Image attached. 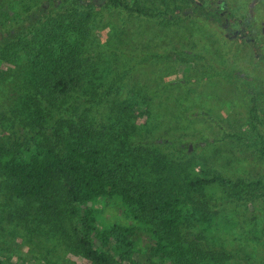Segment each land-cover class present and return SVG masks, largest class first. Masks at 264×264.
I'll use <instances>...</instances> for the list:
<instances>
[{
  "label": "rangeland",
  "instance_id": "obj_1",
  "mask_svg": "<svg viewBox=\"0 0 264 264\" xmlns=\"http://www.w3.org/2000/svg\"><path fill=\"white\" fill-rule=\"evenodd\" d=\"M87 1L0 0V50L15 42L20 46L0 59L1 138L9 136L12 123L18 130L31 128L21 102L29 106L25 88L33 77L21 53L33 27L45 16L83 10ZM93 1L84 51L88 68L81 89L67 99L73 111L60 114L75 119L85 111L93 117V142L110 143L133 176H145L133 179L155 182L151 165L158 155L170 163L192 158L232 181L264 182V0H121L131 11ZM246 17L249 35L231 37ZM123 101L133 103L124 112L130 118L124 126L129 143L116 136L117 126L109 127L120 118ZM114 160L110 154L105 161L111 168ZM229 192L216 189L208 211L228 214L235 229L220 230L208 247L224 251L228 264H264V188ZM23 209L0 178L4 264H91L75 251L68 224L36 219L33 209ZM99 220L126 224L111 203L101 208ZM137 248L144 252L139 241Z\"/></svg>",
  "mask_w": 264,
  "mask_h": 264
},
{
  "label": "trees",
  "instance_id": "obj_2",
  "mask_svg": "<svg viewBox=\"0 0 264 264\" xmlns=\"http://www.w3.org/2000/svg\"><path fill=\"white\" fill-rule=\"evenodd\" d=\"M93 2L88 0L83 10L32 20L33 25L36 20L41 23L33 27L21 53L25 71L33 77L25 88L30 93L29 106L21 102L23 111L30 112L31 128L18 130L19 125L12 123L9 136L0 135V178L5 192L25 209H33L36 219L68 224L75 251L91 264H228L224 251L208 247L213 245L209 240L221 231L234 230L235 224L222 211H208V202L218 188L228 189L229 195L252 194L264 188V182L232 181L204 170L192 158L170 163L154 152L157 159L151 169L156 181L133 179L145 176H133L131 166L122 163L119 151L108 147L110 143L101 147L93 142V117L85 111L75 119L60 114L65 108L73 111L67 99L81 89L88 68L90 58L84 51ZM100 3L131 11L121 0ZM19 47L16 42L8 44L0 50V59ZM132 106L123 101L120 118L109 126L111 130L117 126L116 136L126 143L130 135L124 126L130 118L124 112ZM260 153L264 156V144ZM110 154L118 159L111 168L105 161ZM110 203L119 208L125 225L100 222L101 208ZM0 264H4L1 258Z\"/></svg>",
  "mask_w": 264,
  "mask_h": 264
},
{
  "label": "flooded vegetation",
  "instance_id": "obj_3",
  "mask_svg": "<svg viewBox=\"0 0 264 264\" xmlns=\"http://www.w3.org/2000/svg\"><path fill=\"white\" fill-rule=\"evenodd\" d=\"M251 5V4H250ZM250 8H252V5L251 6H249V9ZM222 15V13H220L219 14V16H221ZM248 16H250V11H249V14H248ZM246 23H248V18L246 17L245 18V20L243 21V23L241 24V25H239L233 32H232V35H231V37H238L239 39H242L244 36H246V35H249V32H246L245 30V25L244 24H246ZM221 28L222 29H224V30H227L228 29V25H227V23H223V25L221 26ZM262 30H263V28H262Z\"/></svg>",
  "mask_w": 264,
  "mask_h": 264
},
{
  "label": "water",
  "instance_id": "obj_4",
  "mask_svg": "<svg viewBox=\"0 0 264 264\" xmlns=\"http://www.w3.org/2000/svg\"><path fill=\"white\" fill-rule=\"evenodd\" d=\"M251 5H252V4H251ZM251 5H250V6H251Z\"/></svg>",
  "mask_w": 264,
  "mask_h": 264
}]
</instances>
